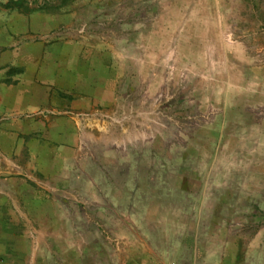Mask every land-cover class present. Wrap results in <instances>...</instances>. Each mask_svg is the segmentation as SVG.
Wrapping results in <instances>:
<instances>
[{
	"label": "rangeland",
	"instance_id": "1",
	"mask_svg": "<svg viewBox=\"0 0 264 264\" xmlns=\"http://www.w3.org/2000/svg\"><path fill=\"white\" fill-rule=\"evenodd\" d=\"M10 1L35 40L86 37L115 97L67 114L56 192L186 237L187 264H264V0Z\"/></svg>",
	"mask_w": 264,
	"mask_h": 264
},
{
	"label": "crops",
	"instance_id": "2",
	"mask_svg": "<svg viewBox=\"0 0 264 264\" xmlns=\"http://www.w3.org/2000/svg\"><path fill=\"white\" fill-rule=\"evenodd\" d=\"M16 9L0 7V264H187L186 237L56 192L68 188L69 158L79 152L68 113L115 97L86 37L35 40Z\"/></svg>",
	"mask_w": 264,
	"mask_h": 264
},
{
	"label": "trees",
	"instance_id": "3",
	"mask_svg": "<svg viewBox=\"0 0 264 264\" xmlns=\"http://www.w3.org/2000/svg\"><path fill=\"white\" fill-rule=\"evenodd\" d=\"M22 1H10V3H8L9 5H21Z\"/></svg>",
	"mask_w": 264,
	"mask_h": 264
}]
</instances>
